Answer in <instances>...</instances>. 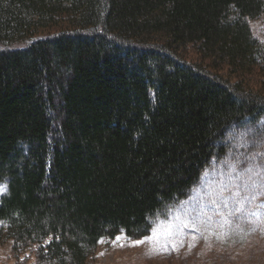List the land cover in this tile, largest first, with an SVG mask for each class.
Listing matches in <instances>:
<instances>
[{"label":"trees","instance_id":"trees-1","mask_svg":"<svg viewBox=\"0 0 264 264\" xmlns=\"http://www.w3.org/2000/svg\"><path fill=\"white\" fill-rule=\"evenodd\" d=\"M263 11L0 0V245L33 264H92L117 235L147 236L226 152L231 127L261 132L264 41L249 20ZM185 247L169 253L206 264ZM256 247L244 264H264Z\"/></svg>","mask_w":264,"mask_h":264},{"label":"rangeland","instance_id":"rangeland-1","mask_svg":"<svg viewBox=\"0 0 264 264\" xmlns=\"http://www.w3.org/2000/svg\"><path fill=\"white\" fill-rule=\"evenodd\" d=\"M249 24L253 35L264 41V11ZM256 126L262 128L260 133L255 126L231 127L226 152L211 160L187 198L157 216L147 236L130 240L121 233L109 248L100 245L92 264H182L195 252L169 253L180 244L190 247L185 250L194 248L206 264L231 262L235 257L244 264L249 251L258 258L256 246L264 245L260 232L264 221L255 222L253 214H264V120ZM4 186L0 182V192ZM254 222L258 228L252 232ZM212 228L215 234L203 233ZM135 241L144 242L133 246ZM0 264L33 263L17 260L7 243L0 245Z\"/></svg>","mask_w":264,"mask_h":264},{"label":"snow or ice","instance_id":"snow-or-ice-1","mask_svg":"<svg viewBox=\"0 0 264 264\" xmlns=\"http://www.w3.org/2000/svg\"><path fill=\"white\" fill-rule=\"evenodd\" d=\"M250 170H251V169H249V171H250ZM5 190H6V189H5ZM120 238H121V237L118 236L116 239L119 240ZM100 242H103V241H100ZM143 242H144V241H135L133 246L138 245V244H141V243H143Z\"/></svg>","mask_w":264,"mask_h":264}]
</instances>
